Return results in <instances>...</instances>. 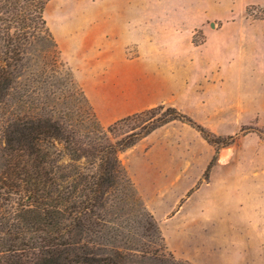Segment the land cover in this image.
Segmentation results:
<instances>
[{"label":"trees","instance_id":"trees-1","mask_svg":"<svg viewBox=\"0 0 264 264\" xmlns=\"http://www.w3.org/2000/svg\"><path fill=\"white\" fill-rule=\"evenodd\" d=\"M49 1L0 0V104L12 115L0 151V264H189L168 252L120 155L180 121L217 147L209 170L235 137L164 105L102 127L62 60Z\"/></svg>","mask_w":264,"mask_h":264},{"label":"rangeland","instance_id":"rangeland-1","mask_svg":"<svg viewBox=\"0 0 264 264\" xmlns=\"http://www.w3.org/2000/svg\"><path fill=\"white\" fill-rule=\"evenodd\" d=\"M157 1L51 0L45 6L44 17L57 43L59 32L66 40L70 37L63 21L68 18L85 20L78 24L97 23L101 31L116 27L131 33L146 28L148 22H156L157 28L190 32L193 25L167 21L179 16L176 6L159 5ZM227 1V13L229 8L237 15L244 11L249 23L264 20V0ZM210 26L208 23L205 28ZM82 28L78 25L74 33L78 34L81 47L87 44ZM204 30L200 28L194 33L196 45L204 43ZM263 39L258 46L245 44L237 48V53H228L220 70L206 64L204 68L170 69V73L179 72V76L174 79L171 100L160 105L177 108L215 136L235 137L232 145L219 150L218 159L209 170L217 147L180 121L154 131L120 155L160 228L168 252L179 261L264 264ZM125 49L121 54L124 59L138 57L131 46ZM216 56L210 55L207 64H213ZM62 60L72 70L102 127L108 126L101 123L92 100L106 118L122 115H112L122 105L123 85L112 80L116 68H90L91 60L79 61L83 80L77 77V68L63 53ZM98 75L102 78H95ZM11 116L8 106L0 104V151L5 148L4 131ZM63 146L57 145L56 150L61 158L59 165L67 166L71 161Z\"/></svg>","mask_w":264,"mask_h":264},{"label":"crops","instance_id":"crops-1","mask_svg":"<svg viewBox=\"0 0 264 264\" xmlns=\"http://www.w3.org/2000/svg\"><path fill=\"white\" fill-rule=\"evenodd\" d=\"M151 1L153 3L157 0ZM157 3L163 6H176L180 10L179 16L167 21L178 22L184 26L193 25L190 32L179 28H157L156 22L155 25L148 22L146 28L131 33L116 27L112 31H101L97 23L78 24V21L85 20L63 19L65 33L70 37L66 40L59 32L58 43L68 61L77 68V77L84 80L83 66L78 65V62L91 60L90 68H116L112 80L114 84L123 85L120 94L122 105L119 110L112 113L122 114L119 117L111 120L106 118L100 112L98 104L92 100L98 117L105 126L169 102L175 90L174 79L179 76V72L173 75L170 69H183L189 66L204 68L208 65L220 70L227 62L228 53H237V48L245 44L251 47L258 46L259 40L264 38V20L249 23L244 18V11L243 14L237 15L229 8L227 13L230 6L227 0H158ZM251 5L255 4L248 6ZM65 17L67 15H64ZM208 23L214 24V28L206 29L205 25ZM78 25L83 27L87 38V44L82 47L78 46V34H74ZM200 28L205 29V41L201 45H196L193 37ZM68 31L73 34L70 35ZM130 46L138 57L126 60L121 54ZM212 54L217 56L210 65L207 64V60H211ZM94 64L96 67H93ZM95 78L99 79L102 76L98 75Z\"/></svg>","mask_w":264,"mask_h":264},{"label":"water","instance_id":"water-1","mask_svg":"<svg viewBox=\"0 0 264 264\" xmlns=\"http://www.w3.org/2000/svg\"><path fill=\"white\" fill-rule=\"evenodd\" d=\"M211 28H214V24H211V26H210Z\"/></svg>","mask_w":264,"mask_h":264}]
</instances>
